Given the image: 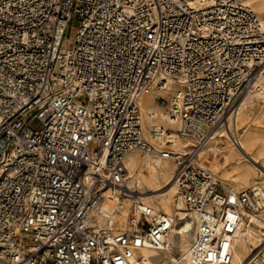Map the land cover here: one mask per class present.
<instances>
[{"label":"built area","instance_id":"2783aa9c","mask_svg":"<svg viewBox=\"0 0 264 264\" xmlns=\"http://www.w3.org/2000/svg\"><path fill=\"white\" fill-rule=\"evenodd\" d=\"M263 62L264 24L245 0H0V264H133L141 248L166 250L172 217L126 186L135 151L175 164L196 215L193 242L160 264H228L264 189L228 188L199 155ZM142 94L174 127L144 136ZM106 193L113 214L129 199V229L93 224Z\"/></svg>","mask_w":264,"mask_h":264},{"label":"bare ground","instance_id":"6f19581e","mask_svg":"<svg viewBox=\"0 0 264 264\" xmlns=\"http://www.w3.org/2000/svg\"><path fill=\"white\" fill-rule=\"evenodd\" d=\"M245 3L264 24V0H245ZM260 67L261 71L239 99L236 113L228 117L226 126L218 127L206 140L199 155L202 162L206 161L205 167L212 174L220 177L225 186L235 191L242 186L253 185L264 189V128H261L264 123V62L258 68ZM156 94L168 97L169 92ZM254 99H256L254 103L256 109L250 112ZM137 103L144 136H147L148 130L152 127H174L163 117L165 109L161 107L163 105L158 104L153 94L140 95ZM189 144V141L179 138L174 140V145L181 151L185 149V145ZM125 167L128 172L126 186L128 189H133L136 198L141 203L152 207L154 212L172 217V224L166 237L167 249L141 248L134 252L132 263L160 264L166 261H179L195 238L197 224L196 215L185 210L177 194L175 164L155 154H140L135 151L126 157ZM114 203V197L106 193L92 213L93 224L103 225V216H107L110 220L116 221L119 230L129 229L127 219L129 199L124 202L125 209L117 214L110 213ZM253 219V224L240 228L236 233L232 258L228 264H252V260L262 249L264 210L258 218L253 217ZM191 232L193 237L190 240ZM175 235L180 241L181 249L178 250V256L174 254L176 252L174 250Z\"/></svg>","mask_w":264,"mask_h":264},{"label":"rangeland","instance_id":"374dc122","mask_svg":"<svg viewBox=\"0 0 264 264\" xmlns=\"http://www.w3.org/2000/svg\"><path fill=\"white\" fill-rule=\"evenodd\" d=\"M260 71H261V67L258 68L257 71L255 70V71L253 72L250 83L254 80V78L259 74ZM238 102H239V101H238ZM255 102H256V99H254L252 105L250 106V112H254V111H255V109H256V105L254 104ZM158 104H159V103H158ZM161 107L165 109V106H161ZM164 109H163V110H164ZM31 127H37V126H36V123H33ZM261 128H264V123H262ZM139 153H140V154H143V153H141V152H139ZM210 156H211V154H210ZM208 157H209V156H208ZM201 163H202L203 165L206 166V161H203V162L201 161ZM206 168H207V167H206ZM207 169H208V168H207ZM208 170H209V169H208ZM217 177H218V176H217ZM218 178H220V177H218ZM220 179H221V178H220ZM221 180H222V179H221ZM222 181H223V180H222ZM247 187H249V186H242L241 188H238V190H241V189H244V188H247ZM126 200H127V199H124L123 202H126ZM192 237H193V232H191V233L189 234V239L191 240ZM180 249H181V248H180L179 237H178L177 235H175V237H174V250H176V252H174L175 256H178V255H179V251H178V250H180Z\"/></svg>","mask_w":264,"mask_h":264}]
</instances>
